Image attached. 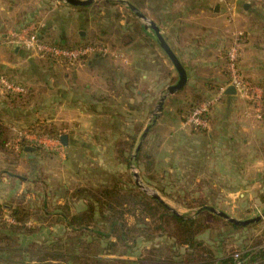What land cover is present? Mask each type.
<instances>
[{
    "label": "rangeland",
    "instance_id": "obj_1",
    "mask_svg": "<svg viewBox=\"0 0 264 264\" xmlns=\"http://www.w3.org/2000/svg\"><path fill=\"white\" fill-rule=\"evenodd\" d=\"M21 1L22 6L31 13L34 11L35 3L40 2L42 4L35 22H31L41 28L40 33L42 32L48 40L66 44H78L86 40H101L123 54V58L117 59L98 56L101 63L108 66L110 71L115 72L116 78H111L114 76L113 74L96 72V75L90 73L97 77L93 80L84 75L89 71L85 70L86 72L84 71L80 75L77 73L76 69L79 68L77 66L70 67L48 58H40L24 49L26 56H31V66L38 73L36 80H23L22 83L28 89L40 88L43 97L57 92L66 99L78 97L85 107L90 105L91 112L95 114L89 117L87 126H79L76 123L64 125L62 124L64 122L58 126L63 130L61 135H68V145L71 141L74 142L70 152L66 151L60 137L42 136L43 139L46 138L43 141L34 138L25 139L30 145L34 144L33 146H35L37 144L38 147L46 149L50 154L54 153L45 161L46 174L41 177V185L33 184L30 186L46 190V201L50 207L66 202L75 211L71 210V214L76 213L77 209L82 210L87 205L86 195H77L76 189L115 183L121 193L128 191V194H134L129 191L139 188V191L147 196L158 194L162 201L180 214L197 216L206 207H216L217 210L224 211L237 219H248L261 215L264 221L263 197L218 195L210 190L216 187L213 184L219 183L218 181L197 180L202 171L198 164L204 156L202 145L205 143L207 133L211 130H192L189 127H184L183 122L190 109L200 100L199 98L212 96L219 87L226 83V80L223 83H218L215 80L205 82L202 76L194 77V73H197V69L193 68L195 61L190 54L187 55L190 51L187 53V51L182 50L184 28H186L187 33L186 38L199 33L202 22H205L202 18L193 16L186 20L173 21L160 19L156 12L158 7L151 3V0L138 2H135L137 0H94L87 6H73L60 0ZM178 1L176 0V2ZM185 1L187 0H184L183 3H176L174 10L181 12L187 5ZM208 1L212 2V0ZM131 6L144 14L147 20L137 15ZM226 10L227 13L231 14L234 8H227ZM196 12L202 11L201 9L192 11V13ZM150 22L157 24L168 45L171 49L176 50L174 52L179 59L181 58L180 61L184 67L189 68L191 75L189 80L183 89L174 94H168V87L178 82L179 73L169 55L162 48ZM9 38L11 40V37ZM9 38L7 39L9 40ZM11 43L12 41H10ZM229 44L227 46L221 45L222 49L217 51L220 52L222 58L226 57ZM213 52L215 55V49ZM213 62L218 63L215 56ZM198 67L205 66L199 62ZM215 72L216 76L220 73L218 70ZM11 74L6 69L0 68V75H4L8 79H21ZM214 75L215 73L212 74V76ZM110 80L115 81V85L118 84L117 88L120 89L117 90L118 92L113 93L112 90L108 89ZM88 81L90 83L94 81L89 89L90 92L86 88ZM0 86L3 88L1 83ZM3 90L6 92L4 88ZM87 95H91L92 98H87ZM164 95L167 96L162 110H159V101ZM243 99H241L243 103L238 102L236 107L245 106L251 110L255 122L264 120V102L262 117L259 118L252 103ZM129 109L130 112H128ZM134 110L135 112H133ZM147 128L149 129L148 133L143 138L142 135ZM27 130L22 129L23 132H28ZM22 131L20 128H15L18 136ZM261 135L258 136L257 134L251 137V140L254 139L253 141H255L259 138L258 142L261 144L264 142H262L264 134ZM50 140H55V144ZM120 141L135 143L133 147L123 150L122 147H118ZM140 142L142 145L137 152ZM22 150L23 147L21 146L19 150L14 152L18 154ZM120 151L122 154L119 156ZM12 159L18 162L15 157ZM135 172L139 174L141 186L136 183ZM2 173L0 177H6ZM204 187L207 189L204 190ZM66 189H68V194L64 192ZM52 191L56 195H52ZM32 201L35 208V206L42 205L43 198L37 202L33 199ZM95 209L97 210L96 222L103 221L101 208L96 205ZM139 213L140 211L126 217L130 224L137 223L138 230L142 227L144 230L147 225L153 224V220L149 218H146L145 222L141 224ZM34 214L36 215H32V218L28 220V226L39 224L36 220L38 214ZM201 219L205 222L212 221V218L207 214H204ZM64 226L66 225H43L32 235L20 237L18 242L14 243L16 236L7 244L0 242V247L12 245L10 247L16 249L17 243L25 246L31 243L47 246L49 244L46 242L52 240L58 243L56 247L65 254L64 262L58 261L54 264H76L78 258L71 254L76 248L74 245L76 240L71 239L72 231L68 228L65 229ZM133 231L135 230L133 229ZM242 232V230L236 232L235 236L232 237L230 243L234 247L238 245L235 242L237 237L240 242L244 240ZM244 233H247L249 237H254L255 241H259L264 237V223L262 222L254 229L245 230ZM84 237L91 241L96 238V235L94 233L88 236V232H86ZM146 243H143V250L146 247H151L150 242ZM103 247L102 243L98 246V250L101 251ZM83 251L84 249L81 250V253ZM20 252L22 251L20 250ZM28 255L23 254L22 256L12 252L0 253V264H45L38 262L40 257L38 254Z\"/></svg>",
    "mask_w": 264,
    "mask_h": 264
},
{
    "label": "crops",
    "instance_id": "obj_2",
    "mask_svg": "<svg viewBox=\"0 0 264 264\" xmlns=\"http://www.w3.org/2000/svg\"><path fill=\"white\" fill-rule=\"evenodd\" d=\"M138 1L141 0L135 2ZM183 1L151 0L150 2L158 7L156 12L159 14L157 17L160 19L173 21L199 16L205 21L202 22L199 33L192 34L189 38H186V28L182 33V50L187 51V53L190 51L187 55L190 54L195 61L193 68L197 69V73H194V77L202 76L205 82L215 80L218 83H223L226 80L225 84H227L229 77L226 73V57L222 58L220 52L217 51L222 49L221 45L227 46L231 42L230 46L236 34L243 32L244 37L241 41L239 61L240 69L245 77L264 90V6L245 0H227L234 6L233 12L229 14L226 10L229 6L226 1L187 0L185 1L187 5L181 12L175 11L174 5L183 3ZM21 3V0H0V68L6 69L16 78H21L18 80L12 78V80L22 83L23 80H36L38 73L31 66V56H26L24 48L19 45L13 42L10 44L9 37L14 31L34 23L42 4L40 2L35 3L34 11L31 13ZM196 9H201L202 12L192 13ZM213 49L216 51L215 55ZM214 56L218 63L213 62ZM97 57L80 63L77 66L79 68L76 69L77 73L82 75L85 70L89 71L84 75L94 80L96 77L94 74L102 72L103 74H113L114 76L111 78L115 79V72L110 71L109 67L101 63ZM199 62L203 63L205 67H198ZM185 69H187L188 81L191 75L189 68L186 67ZM215 70L220 72L218 76H216ZM213 73H215V79H213ZM92 82L94 83V81L86 83L89 92ZM109 84L108 89L116 93L118 84L115 85V81L112 80ZM32 89L35 90L34 97L30 102L22 104L10 97L0 86V121L9 126L13 135L18 136V133L15 132L16 127L20 128L21 131L22 129L27 130L37 121L54 122L57 126H60L61 122H64L62 123L64 125L76 123L79 126H87L90 120L89 117L95 115L91 112L90 105L85 107L78 97L66 99L63 95H59V92L43 97L40 88L35 87ZM87 98L91 99L92 97L87 95ZM241 99L242 97L237 93L225 94L222 101L213 108L211 112V131L207 133L205 143L202 145L204 156L198 163L202 171L197 180L218 181L219 183L213 184L216 187L210 189L218 195L260 196L264 192V139H262L263 143L260 144L258 142L259 138L253 141L254 139L251 140V137L264 134V120L255 122L251 110L245 106L236 107ZM130 111L129 109L128 112ZM38 136L41 141L46 140V138L43 139L42 136ZM50 142L55 144V140H50ZM33 145L28 144L23 147V150L18 153V162L0 149V174L3 172L2 175L6 176L0 177V204L5 206V211L10 208L8 203L17 199L22 193L23 199L26 203H30L31 208H34L32 199L35 202L40 198L46 199L45 189L30 186L33 184L41 185V177L46 174L45 161L54 153L49 154V156H42L37 150L39 145ZM73 145L74 142L72 141L69 145H65L66 151L70 152ZM26 147H34L35 150H26ZM217 184H219L218 187ZM203 189L206 190L207 187ZM55 192L57 191L55 190ZM64 192L68 194V189ZM52 195L56 194L52 191ZM68 205L71 207L70 204ZM85 208L82 210H85ZM79 211L81 209H77V212Z\"/></svg>",
    "mask_w": 264,
    "mask_h": 264
},
{
    "label": "trees",
    "instance_id": "obj_3",
    "mask_svg": "<svg viewBox=\"0 0 264 264\" xmlns=\"http://www.w3.org/2000/svg\"><path fill=\"white\" fill-rule=\"evenodd\" d=\"M42 37H44L43 34ZM52 42L68 47L77 45ZM84 42H88V40L80 43ZM226 73L229 77L227 64ZM8 94L18 103L26 104L34 97L35 90H30L27 87L25 93ZM199 99L195 105L206 100L207 97ZM29 131L40 136L59 138L63 130L52 122L37 121ZM16 138L17 136L11 133L9 126L0 121V149L8 156L18 159L19 155L11 147ZM134 143L120 141L118 147L125 150L133 147ZM19 144L24 147L29 143L25 141V138H22ZM37 150L42 156L50 154L41 147H38ZM118 154L120 156L122 151ZM139 190L136 188L129 191L134 194H128V191L121 193L115 183L76 189L77 195H86L87 205L85 210L72 214L71 207L67 203L50 207L46 199L43 200L42 205L31 208L30 203H26L22 197L23 194H21L20 198L8 203L10 208L7 212L15 221L0 222V242L7 244L16 236L15 243L22 236L32 235L43 225L65 224V229L68 228L72 231L71 239L76 240L74 244L76 248L71 252L72 255H75L74 257L78 258L76 264H236L238 260L234 257L235 253L240 254V260L243 262L264 264V237L255 241L254 237H249L247 233H244L245 230L259 226L263 222L262 218L247 225H238L207 207L197 216L176 214L160 198L147 196ZM260 196L264 199V192ZM96 205L101 208L103 221L96 222ZM5 210V206L0 204V213ZM139 211L141 224L145 222L146 218L153 220V224L147 225L144 230L143 227L138 230V224H130L126 218ZM34 213L38 214L36 220L39 224L28 226V220L32 218V215H36ZM204 214L209 215L213 223L212 221H202L201 218ZM150 230L152 231L150 232ZM241 230L244 240L240 242L237 237L235 242L238 245L234 247L230 243L231 239L236 232ZM86 232H88V236L95 233L96 238L89 241L84 237ZM144 242H150L151 247H146L143 250ZM102 243L104 247L100 251L98 246ZM46 244L49 245L39 246L31 243L25 246L17 243L16 249L10 247L12 245L0 247V253L12 252L22 256L23 254H38L40 256L38 262L45 264L65 261V254L56 247L57 242L51 240ZM83 249L84 251L81 253ZM20 250L22 252L19 253ZM135 256L136 258H134Z\"/></svg>",
    "mask_w": 264,
    "mask_h": 264
},
{
    "label": "built area",
    "instance_id": "obj_4",
    "mask_svg": "<svg viewBox=\"0 0 264 264\" xmlns=\"http://www.w3.org/2000/svg\"><path fill=\"white\" fill-rule=\"evenodd\" d=\"M228 8H234L227 0ZM247 2L259 3L264 6V0H245ZM41 28L35 24H31L24 28L11 33V41L26 51L40 58H48L53 61L63 63L70 67H76L80 63L85 62L95 56L112 57L114 59L123 58V54L113 49L109 44L101 40H91L84 43H79L75 46H60L52 41L42 37ZM244 33L238 32L227 50V69L229 72V81L222 85L212 96L199 104L194 105L189 113L185 116L183 122L184 127H189L196 130L211 129V112L213 108L223 99L228 86L233 85L237 95L252 103L254 110L259 118L262 117V106L264 102V90L261 86L255 84L252 80L245 77L240 69V53L241 41ZM0 83L6 90V93L19 94L25 93L27 87L21 82L8 79L4 75H0ZM22 138L37 139L40 137L36 133L21 132L17 136L11 147L15 151L21 148L20 140ZM14 222V218L6 211L0 213V222ZM32 224V222H30ZM234 257L238 260L236 264H257L255 262H243L240 260V254L235 253Z\"/></svg>",
    "mask_w": 264,
    "mask_h": 264
},
{
    "label": "water",
    "instance_id": "obj_5",
    "mask_svg": "<svg viewBox=\"0 0 264 264\" xmlns=\"http://www.w3.org/2000/svg\"><path fill=\"white\" fill-rule=\"evenodd\" d=\"M60 1H65L68 4L73 5V6H87V5H90L94 0H60ZM131 8L134 11H136L137 15H139L141 18L147 20V17L144 14L138 12L135 7H132L131 6ZM150 25L154 29V31H155V33L157 35V38H158V40H159L162 48L169 55L170 59L172 60L174 66L176 67V69H177V71L179 73V80H178V82L176 84L171 85V86L168 87V94H174L177 91L181 90L186 85V83H187L188 77H187L186 69L183 66V64L181 63V61L179 60V58L177 57V55L174 53V51L168 45V43L165 40V38L161 35L160 29L157 26V24L154 23V22H150ZM226 94H236L235 87L233 85L228 86L227 89H226ZM166 96L167 95H164V97H162V99L159 101V105H158V109L159 110H162V107H163V104H164V100L166 99ZM148 130L149 129L147 128L145 130V132L143 133V135H142L143 138L148 133ZM60 139H61V141H62V143L64 145H66V146L68 145V135L63 134V135L60 136ZM141 145H142V143L140 142L138 144V147H137V152L140 150ZM25 149L26 150H35L34 147H26ZM135 177H136L137 184L141 186V184L139 182V174L137 172H135ZM154 197L160 198V196L158 194H154ZM209 209L212 210L213 212L218 213L219 215L225 217L230 222H232L234 224H238V225H247V224H250V223H252L254 221H258V220H260L262 218L261 215H258V216H255L253 218H248V219H237L235 217L230 216L226 212L221 211V210L219 211V210H217V209H215L213 207H211ZM173 211L176 214H180L176 210H173Z\"/></svg>",
    "mask_w": 264,
    "mask_h": 264
}]
</instances>
